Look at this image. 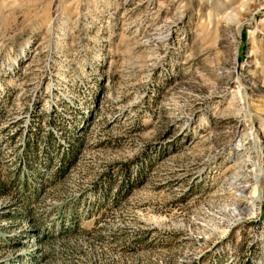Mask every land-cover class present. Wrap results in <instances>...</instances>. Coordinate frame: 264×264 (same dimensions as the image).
<instances>
[{
	"label": "rangeland",
	"instance_id": "rangeland-1",
	"mask_svg": "<svg viewBox=\"0 0 264 264\" xmlns=\"http://www.w3.org/2000/svg\"><path fill=\"white\" fill-rule=\"evenodd\" d=\"M0 264H264V1L0 0Z\"/></svg>",
	"mask_w": 264,
	"mask_h": 264
},
{
	"label": "bare ground",
	"instance_id": "bare-ground-1",
	"mask_svg": "<svg viewBox=\"0 0 264 264\" xmlns=\"http://www.w3.org/2000/svg\"><path fill=\"white\" fill-rule=\"evenodd\" d=\"M258 1H260V2H261V4H263V1H264V0H258Z\"/></svg>",
	"mask_w": 264,
	"mask_h": 264
},
{
	"label": "trees",
	"instance_id": "trees-1",
	"mask_svg": "<svg viewBox=\"0 0 264 264\" xmlns=\"http://www.w3.org/2000/svg\"><path fill=\"white\" fill-rule=\"evenodd\" d=\"M70 155H72V153H71ZM61 159H63V162L65 161V160H64V157H62ZM127 192H128V191H127Z\"/></svg>",
	"mask_w": 264,
	"mask_h": 264
}]
</instances>
